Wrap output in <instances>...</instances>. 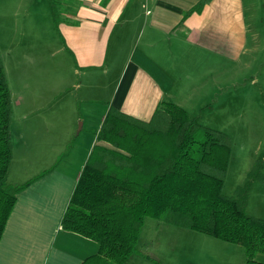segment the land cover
Masks as SVG:
<instances>
[{
	"label": "crops",
	"instance_id": "obj_1",
	"mask_svg": "<svg viewBox=\"0 0 264 264\" xmlns=\"http://www.w3.org/2000/svg\"><path fill=\"white\" fill-rule=\"evenodd\" d=\"M257 1L209 0L198 9L199 0H63L57 27L69 72L80 78L76 88L93 92L81 100L85 110L76 113L72 103L60 115L62 105L47 100L43 109L27 82L16 100L9 87L7 181L23 187L0 238V264H81L97 252L95 241L63 229L61 220L109 108L147 121L170 102L196 119L213 101L217 70L229 82L232 63L264 48ZM110 73L116 78L104 100L96 95ZM90 100L102 103L98 117ZM14 101L27 106L15 127Z\"/></svg>",
	"mask_w": 264,
	"mask_h": 264
},
{
	"label": "trees",
	"instance_id": "obj_2",
	"mask_svg": "<svg viewBox=\"0 0 264 264\" xmlns=\"http://www.w3.org/2000/svg\"><path fill=\"white\" fill-rule=\"evenodd\" d=\"M209 0H199L197 8ZM55 22L58 20L55 17ZM12 102L0 59V238L22 185L7 181L12 159ZM84 164L61 227L97 243L81 264H127L138 254L145 218L239 244L243 264H264V218L248 214L257 161L234 194L222 192L229 137L202 126L180 106L162 102L140 120L110 107Z\"/></svg>",
	"mask_w": 264,
	"mask_h": 264
},
{
	"label": "rangeland",
	"instance_id": "obj_3",
	"mask_svg": "<svg viewBox=\"0 0 264 264\" xmlns=\"http://www.w3.org/2000/svg\"><path fill=\"white\" fill-rule=\"evenodd\" d=\"M62 2L0 0V59L13 100L17 99L21 83L27 82L43 109L50 105L47 100L60 103V115L68 114L67 105L72 103L76 113L80 105L85 110L87 103L81 100L86 93L93 92H86L83 86L76 88L80 78L69 72L72 61L63 50L54 21L55 17L60 18ZM256 11L258 29L264 35V0L256 2ZM258 45L264 47V36ZM230 70L229 82L217 70L215 89L210 93L213 101L203 112L197 113L196 120L202 126L225 133L230 139L224 194L232 196L236 187L248 179V172L254 164L261 163L262 179L253 181L247 212L264 217V202L260 200L264 197V48L232 63ZM107 77L105 89L96 95L104 100L110 95L109 87L116 75L110 73ZM88 103L96 105L94 117H98L102 103L94 100ZM26 111L27 106L20 107L14 101V127L18 117ZM80 122L77 121V128ZM136 247L141 256L132 255L127 264H243L245 259L239 244L176 227L156 218H145ZM260 256L257 255V259Z\"/></svg>",
	"mask_w": 264,
	"mask_h": 264
}]
</instances>
